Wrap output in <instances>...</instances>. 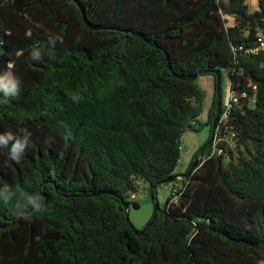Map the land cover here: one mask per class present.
Returning <instances> with one entry per match:
<instances>
[{"label":"trees","instance_id":"trees-1","mask_svg":"<svg viewBox=\"0 0 264 264\" xmlns=\"http://www.w3.org/2000/svg\"><path fill=\"white\" fill-rule=\"evenodd\" d=\"M256 1L78 0L91 29L72 0H0V79L11 71L15 84H0V264L264 260ZM204 69L221 71V106L223 73L239 101L188 172L214 132V93L208 137L179 173L182 136L202 126ZM138 180L159 203L142 234L124 208L139 207Z\"/></svg>","mask_w":264,"mask_h":264},{"label":"rangeland","instance_id":"rangeland-1","mask_svg":"<svg viewBox=\"0 0 264 264\" xmlns=\"http://www.w3.org/2000/svg\"><path fill=\"white\" fill-rule=\"evenodd\" d=\"M248 7L250 11L257 9L256 0H247ZM229 22L232 21L231 16H227ZM1 52V49H0ZM196 83L204 91L205 99L203 103V111L199 120L201 122V129L199 131L187 130L181 139V157L177 165L176 171L181 173L184 172L188 166L193 153L200 147L208 137L209 125L206 124L207 110L211 105L214 96V85L213 77L211 75L201 74L197 77ZM0 84L7 88L8 90L14 92L15 84L11 71H8L1 79ZM222 89H223V101L225 102V96H228L229 84L226 73H223L222 79ZM237 152H235L236 154ZM199 162V160H198ZM181 178V176H178ZM137 191L135 194V201L139 204V207L134 208L131 204L128 208V217L132 225L136 229H141L149 221L153 212V201L150 196H147L146 189L144 188V183L140 180L137 181ZM169 193L168 186L158 190V200L162 203ZM259 264H264V260L260 261Z\"/></svg>","mask_w":264,"mask_h":264},{"label":"water","instance_id":"water-1","mask_svg":"<svg viewBox=\"0 0 264 264\" xmlns=\"http://www.w3.org/2000/svg\"><path fill=\"white\" fill-rule=\"evenodd\" d=\"M72 1H74V2L78 5V7H79V9H80V11H81V13H82V15H83V19L86 21V16H85V10H84V7L80 5V3L78 2V0H72ZM86 23H87V25H88L91 29H99V28H101V27H99V26L92 25V24H90V23L87 22V21H86ZM136 34H138V33L136 32ZM146 42H147V43H151L152 45H155L154 43H152V42H151L150 40H148V39H146ZM198 73H199V74H203V73H211V74L214 76V90H215V95H216V111H215V114H214V116H213V118H212V120H211V123H210V125H211V129L213 130L214 127H215V125H216V123H217V121H218V119H219L220 112H221V93H220L221 71H220V70H209V69H204V70H199ZM198 73H194V74H192V75L180 76V77L183 78V79H194V78L197 77ZM211 139H212V132H211V135H210V138L208 139V141H207V142H206V143H205V144L199 149L198 153L194 156L193 161H192V164H191V167H190V169H189L188 172H190V170H191L192 168H194V167L198 164V160H199L200 156L202 155L204 149L210 144ZM177 178H179V177H178V176H172V177L167 178L166 181H173V180H175V179H177ZM150 197H151V199H152V201H153V213H152V216H151V218L149 219V221L145 224V226H144L143 228H141V229H136V228L134 227V228H135V233H136V234H142V233H143V231H144V229L146 228V226H148V225L152 222V220L155 218L156 213H157V211H158L159 203L153 200L151 194H150ZM124 208H125L126 218L129 220V217H128V211H127L128 208H127L126 205H124Z\"/></svg>","mask_w":264,"mask_h":264},{"label":"built area","instance_id":"built-area-1","mask_svg":"<svg viewBox=\"0 0 264 264\" xmlns=\"http://www.w3.org/2000/svg\"><path fill=\"white\" fill-rule=\"evenodd\" d=\"M258 41H259V47H264V35H260ZM238 101H239V97L236 94H234V92L230 89V85H229L228 96H225V102L222 101L223 104L221 106L220 116L217 121L219 124L215 126L214 132L212 133L213 147H215L214 145H216V143L222 139V137H220L219 135L220 129L225 131L227 130L228 127L225 126V124L228 113L230 111L231 106L237 103ZM130 196L132 199L136 198L134 193H132Z\"/></svg>","mask_w":264,"mask_h":264},{"label":"clouds","instance_id":"clouds-1","mask_svg":"<svg viewBox=\"0 0 264 264\" xmlns=\"http://www.w3.org/2000/svg\"><path fill=\"white\" fill-rule=\"evenodd\" d=\"M0 139H2V138H0ZM20 147H21V145L19 144V142H17V143L13 146L12 151H11V153H10V155H11L12 158H13V160H15V161H17V162H19V159L16 157V152H17V150L20 149Z\"/></svg>","mask_w":264,"mask_h":264},{"label":"crops","instance_id":"crops-1","mask_svg":"<svg viewBox=\"0 0 264 264\" xmlns=\"http://www.w3.org/2000/svg\"><path fill=\"white\" fill-rule=\"evenodd\" d=\"M208 111V110H207Z\"/></svg>","mask_w":264,"mask_h":264}]
</instances>
